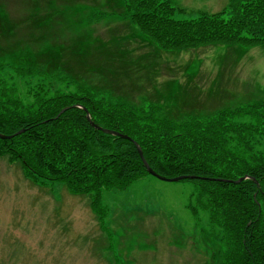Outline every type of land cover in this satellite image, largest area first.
<instances>
[{
	"label": "trees",
	"instance_id": "trees-1",
	"mask_svg": "<svg viewBox=\"0 0 264 264\" xmlns=\"http://www.w3.org/2000/svg\"><path fill=\"white\" fill-rule=\"evenodd\" d=\"M123 2L125 18L162 49L264 42V0H228L223 10L192 18L179 17L170 0ZM34 3L29 26L41 7ZM83 29L80 40L87 43L80 51L69 47L68 59L65 46H46L42 34L0 38L6 42L0 45V133L12 135L0 138V158L18 162L32 182H58L72 195H89L103 221V191L149 177L137 142L156 173L197 176L182 181L189 188L184 205L196 232L209 240L211 264H264V96L231 106L215 97L191 109L138 105L134 90L113 84L119 70L134 77L138 61L113 43L116 50L104 54L102 65L90 66L110 44H95L87 37L91 29Z\"/></svg>",
	"mask_w": 264,
	"mask_h": 264
},
{
	"label": "rangeland",
	"instance_id": "rangeland-1",
	"mask_svg": "<svg viewBox=\"0 0 264 264\" xmlns=\"http://www.w3.org/2000/svg\"><path fill=\"white\" fill-rule=\"evenodd\" d=\"M46 1L39 0V3L43 5ZM58 1L64 6L43 7L42 14H36L29 26L26 18L31 15L28 13L34 0H0V38L16 37L24 41L29 32L42 34L46 46H65L68 59L69 47L77 46L80 51L81 45L87 43L80 40L86 34L80 30H85L86 25L91 26L95 36L93 42L111 38L113 43L123 45V49L136 50L134 55L143 59L139 52L147 49L139 50V38H133L139 33L113 13L121 0ZM170 1L179 7V17L213 14L228 3V0ZM37 25L41 29H36ZM15 28L16 31H11ZM93 35L88 32L87 37L90 39ZM5 43L0 41V45ZM113 43L90 59L89 65L101 66L104 54L116 50ZM251 46L238 41H219L197 47L160 48L177 78L172 82L168 77H161V80L166 79L162 82L153 80L150 88L149 85L144 87L149 93L154 92L153 98L140 92L137 101L145 104L144 101L159 100L163 106L167 103L176 108L184 107L178 70L193 55L203 58L200 74L204 78L195 91L205 94L208 102L215 99L214 86L207 87L214 77L211 70L214 61L216 63L215 48L218 51L226 48L219 61L223 79L219 80L217 89L225 92L220 96L222 103H233L224 106L260 101L264 96V42ZM152 69L155 70L152 74L156 75L165 67L160 63L161 70ZM197 73L192 82L198 81ZM137 76L139 68L131 80L125 71L119 70L113 77V84L117 90L125 83L128 89L135 87L136 95L139 92L137 84L143 87L146 81L143 75V82H138ZM188 191L183 183L160 182L151 177L141 183L138 180L124 190L103 191L101 203L106 215L100 221L90 208L89 195H71L58 182L35 184L28 180L18 162L0 158V264H211L209 240L196 232L192 216L184 205Z\"/></svg>",
	"mask_w": 264,
	"mask_h": 264
},
{
	"label": "crops",
	"instance_id": "crops-1",
	"mask_svg": "<svg viewBox=\"0 0 264 264\" xmlns=\"http://www.w3.org/2000/svg\"><path fill=\"white\" fill-rule=\"evenodd\" d=\"M91 1H92V3L96 2V0H91ZM145 41H148V42L145 43ZM98 42H103V41L97 40V41H95V44H97ZM139 42H140L139 43V50L142 49L143 47H146V49H147L144 52H139V57H143V59H139L138 56L134 55L136 50L124 48L121 51H126L127 53H130V55H131L130 58L137 60L138 64L140 62V65L138 67L139 68V76H137V79H138V82L139 81L143 82L142 78L144 75L146 78L145 79L146 81L143 84V87H140L139 83L137 82L138 83L137 89H139L138 94L140 92H144L146 94L153 96L154 92L149 93L147 91V89L150 88V84H151V82H153V80L156 81V80L160 79L161 77H168V81L172 82V81L176 80V79L175 80H173V79L177 78V73L175 72V70H173L172 67H170L169 60L164 59L163 54L160 51H158L156 48H154V45L151 43L152 41L147 40V39L139 36ZM104 43L111 44L113 42H112L111 38H109ZM117 44H119V43H117ZM215 50L217 53L216 63L214 61V65L212 67L213 69L211 70V73L214 74V77L212 79V82L210 84H208L207 87L210 88L211 86H214L213 89L217 93L215 95V97H217V96L221 95V92L218 91V89H217V84L220 80V73H221V66H220L219 61L223 59L224 56H223L222 52L226 51V48H223V51H218L217 48H215ZM202 59H203L202 57L193 55L192 59L189 62H185L182 66H180V68L178 70L180 72V75L178 77L179 83L183 87V101L182 102L185 104L183 107L184 109H191V108H187V107L192 106V104H194L196 102H201V103L208 102L205 94H203L202 92H199V91L198 92L195 91L196 88H198L197 85H199L200 82L204 78V76H201V74H200ZM160 63L163 64V66L165 67V70L164 71H158V73L156 75H153L152 73H154L155 70L152 68L156 67V68L160 69ZM135 70H136V74H137V69H135ZM196 73L198 76V81L192 82ZM156 76H157V78H156ZM135 77H136V75L134 77H129V79L131 80ZM180 78H182V80ZM165 80L160 79V82L165 81ZM147 85H149V87L147 89H145L144 87H146ZM133 88L136 90L135 87H133ZM144 89H145V91H144ZM151 90H153L152 87H151ZM219 100H221V99H219Z\"/></svg>",
	"mask_w": 264,
	"mask_h": 264
},
{
	"label": "water",
	"instance_id": "water-1",
	"mask_svg": "<svg viewBox=\"0 0 264 264\" xmlns=\"http://www.w3.org/2000/svg\"><path fill=\"white\" fill-rule=\"evenodd\" d=\"M66 110V108L62 109V112ZM87 118L89 119V117L87 116ZM93 124V123H92ZM96 126V125H95ZM96 128L99 129V127L96 126ZM104 132H107V133H111V134H114V135H117L119 137H122V138H125V139H130V137H128L127 135L123 134V133H120V132H117V131H111V130H103ZM11 136H7V135H3L0 133V138L2 139H7V138H10ZM135 146L137 147V151H138V154L142 160V163H143V166L145 167L147 173L149 175H151L152 177H155L156 179L160 180V181H164V182H177V181H180V180H183V179H192V178H196V176L194 175H181V176H177V177H165V176H162V175H159L158 173H156L155 171H153L150 166L148 165V163L146 162L145 158L143 157V154H142V151L141 149L138 147L137 143L135 142L134 143ZM242 179L244 178H239L237 180H233V181H228V182H233V183H238L240 182Z\"/></svg>",
	"mask_w": 264,
	"mask_h": 264
}]
</instances>
